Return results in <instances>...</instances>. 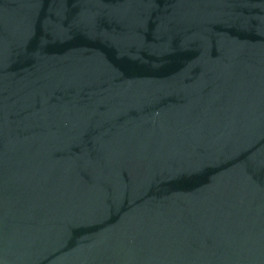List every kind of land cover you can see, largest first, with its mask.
I'll use <instances>...</instances> for the list:
<instances>
[{
  "label": "water",
  "instance_id": "95a60500",
  "mask_svg": "<svg viewBox=\"0 0 264 264\" xmlns=\"http://www.w3.org/2000/svg\"><path fill=\"white\" fill-rule=\"evenodd\" d=\"M0 264H264V0H0Z\"/></svg>",
  "mask_w": 264,
  "mask_h": 264
}]
</instances>
